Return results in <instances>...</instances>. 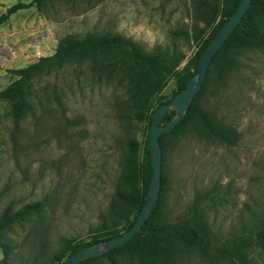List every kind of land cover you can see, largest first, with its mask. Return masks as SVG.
<instances>
[{
    "label": "rangeland",
    "instance_id": "374dc122",
    "mask_svg": "<svg viewBox=\"0 0 264 264\" xmlns=\"http://www.w3.org/2000/svg\"><path fill=\"white\" fill-rule=\"evenodd\" d=\"M18 1L30 0H0V16ZM193 23L190 0H56L41 11L29 6L0 23V90L15 78L10 68L53 54L67 33L121 34L147 51L162 46L183 52L188 61L200 49ZM236 60L222 79L208 74L201 98L215 119L239 132L235 145L189 129L168 135L162 161L168 178L163 220L178 222L198 208L212 247L232 236L252 237L264 218V47L241 50ZM177 90L172 77L154 106ZM127 92L123 85L93 79L86 64L74 63L41 78L31 100L34 113L17 126L0 101V217L9 204L13 210L36 201L42 205L40 214L8 229L4 238L15 249L6 264H60L68 254L61 262L58 255L100 239L106 223L108 230L125 231L123 223L112 224L109 209L121 186L128 141L140 144L144 163L150 128V120L131 119ZM248 254L252 264H264L263 249L252 245ZM1 258L0 248L3 264ZM116 262L136 264L124 257ZM172 264L228 263H209L196 249L182 247Z\"/></svg>",
    "mask_w": 264,
    "mask_h": 264
},
{
    "label": "trees",
    "instance_id": "16d2710c",
    "mask_svg": "<svg viewBox=\"0 0 264 264\" xmlns=\"http://www.w3.org/2000/svg\"><path fill=\"white\" fill-rule=\"evenodd\" d=\"M54 1L56 0H30L28 3L18 1L9 5L6 12L2 13L0 23L7 20L11 13L20 9L35 5L41 11ZM238 1L190 0L194 14L192 38L200 44V49L188 61L183 52H170L162 46H155L154 50L147 51L130 37L121 34L106 32L87 33L80 36L76 32L67 33L58 39L57 48L53 54L42 55L26 66L9 69L15 78L0 90V101L10 107L14 124L17 126L27 115L34 113L31 100L36 93V84L43 76L51 75L70 64H86L93 79L125 86L130 101L131 119L139 122L150 120L151 126L156 109L186 88L192 75L198 69L207 43L232 15ZM263 47L264 0H249L235 29L227 36L221 48L209 62L205 83L191 101L186 115L176 126H173L171 131L160 135L159 141L163 150L162 161L167 156L168 135L189 129L195 130L199 135L216 139L224 145H235L239 132L215 119L207 108L201 106L202 94L205 92L209 73L214 72L217 79H222L230 68L236 66V56L241 50ZM184 61L186 63L181 68ZM172 77L178 85L177 93H174L169 100L159 102L157 106H154L158 94L163 91ZM52 97L58 102L57 90L54 91ZM175 115L176 112L173 109L167 111L162 122L169 123ZM127 145L128 153L123 159L122 172L119 176L121 186L115 191L109 209L113 219L112 224L123 223L126 226L125 231L135 223L140 214L152 180L148 136L144 148L146 158L142 164L138 154L140 144L135 139H131ZM161 177L162 187L154 212L142 224L139 231L115 249L103 255L82 260L77 264H98L100 259H104L109 264H117L118 257H124L136 264H172L182 247L196 249L209 263L252 264L248 249L256 245L264 250V218L258 220L252 237L232 236L221 240L214 247L211 246L209 240L208 224L198 208H195L190 216L178 222L164 221L160 205L168 178L163 172ZM41 209L42 205L39 201L26 203L15 210L11 204L3 209L0 217V248L3 264L7 263L9 255L15 249V246L4 238L8 229L10 230L17 223L26 221L32 215L40 214ZM132 215H135L133 219H131ZM104 229L106 231L100 235V239L71 245L56 259L61 262L65 255L68 254V258L84 246L121 234V231L108 230L107 223ZM67 258L60 264H65Z\"/></svg>",
    "mask_w": 264,
    "mask_h": 264
},
{
    "label": "water",
    "instance_id": "95a60500",
    "mask_svg": "<svg viewBox=\"0 0 264 264\" xmlns=\"http://www.w3.org/2000/svg\"><path fill=\"white\" fill-rule=\"evenodd\" d=\"M249 0H239L232 15L226 20L220 29H218L210 41L207 43L205 50L201 56L197 71L192 75L191 80L186 88L174 95L170 101L161 104L155 111L154 120L148 132V145L151 154L152 175L149 189L146 193L145 203L141 208L135 223L126 231L118 236L107 238L99 242L84 246L74 253L69 255L65 264H77L78 262L103 255L104 253L115 249L124 244V242L131 239L141 228L142 224L146 222L148 217L154 212V208L159 199V191L162 187V158L163 150L160 145V135L172 130L186 115L188 107L198 94L204 83L208 72V64L212 60L214 54L221 48V45L227 36L235 29L238 21L243 16ZM174 110L176 115L172 121L167 124H162V119L167 111Z\"/></svg>",
    "mask_w": 264,
    "mask_h": 264
},
{
    "label": "crops",
    "instance_id": "0c3cea01",
    "mask_svg": "<svg viewBox=\"0 0 264 264\" xmlns=\"http://www.w3.org/2000/svg\"><path fill=\"white\" fill-rule=\"evenodd\" d=\"M24 9V8H23ZM21 10V9H20Z\"/></svg>",
    "mask_w": 264,
    "mask_h": 264
}]
</instances>
